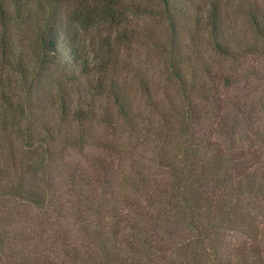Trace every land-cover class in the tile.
I'll return each instance as SVG.
<instances>
[{"label": "trees", "instance_id": "1", "mask_svg": "<svg viewBox=\"0 0 264 264\" xmlns=\"http://www.w3.org/2000/svg\"><path fill=\"white\" fill-rule=\"evenodd\" d=\"M0 264H264L261 1L0 0Z\"/></svg>", "mask_w": 264, "mask_h": 264}, {"label": "rangeland", "instance_id": "2", "mask_svg": "<svg viewBox=\"0 0 264 264\" xmlns=\"http://www.w3.org/2000/svg\"><path fill=\"white\" fill-rule=\"evenodd\" d=\"M259 1H261V4L263 5V8H264V0H259ZM138 26L142 27V26H154V25L146 23L144 21V22H139ZM159 29L162 30L161 27H159V26L154 28V30H157V31H160ZM148 49H150V48L149 47H143L139 52L137 51L136 53L139 54V56L141 58L145 59V61L147 63L146 67L149 70L148 73L150 74V76L152 75L153 78H156V75H157L156 60L155 61L152 60L151 53L149 51H147ZM133 53H135V51ZM134 56H135V54L133 55V57ZM132 59L133 58L130 56V60H132ZM246 63H247V65L258 64L257 60H253V59H247ZM252 86H253V84L251 82L247 84L246 88H243V86L241 84H234L225 92V95L229 99L244 97L248 93L247 91L250 92L251 96L258 95V93L260 91L259 90L256 91V89L253 90Z\"/></svg>", "mask_w": 264, "mask_h": 264}]
</instances>
